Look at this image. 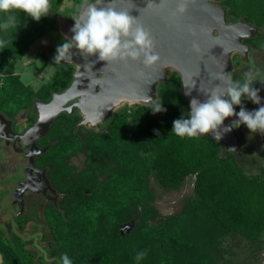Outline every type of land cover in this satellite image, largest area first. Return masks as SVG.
Returning a JSON list of instances; mask_svg holds the SVG:
<instances>
[{"label":"trees","instance_id":"trees-1","mask_svg":"<svg viewBox=\"0 0 264 264\" xmlns=\"http://www.w3.org/2000/svg\"><path fill=\"white\" fill-rule=\"evenodd\" d=\"M62 1L50 0L49 15L39 22L16 12L19 27L0 29L3 45L11 47L10 58H21L34 40L57 30L54 17ZM218 3L226 9L228 21L264 26V0ZM5 18L0 13V23ZM64 41L58 36L56 48ZM243 42L253 55L264 53V30ZM74 71L72 63L54 62L45 82L37 89L28 85L24 91L11 90L10 80H3L0 113L16 123L18 113L27 108V119L33 124L34 102H47L53 92L67 88ZM155 100L162 101L165 112L153 114L150 104L134 103L112 113L100 128L79 124L82 115L77 111H62L55 117L36 141L43 151L34 162L45 168L59 197L44 199L43 207L36 202L37 213L31 217L22 213L16 225L8 223L9 231L0 227V264H62L63 254L72 264H218L230 260V238L262 247L264 165L257 172H247L236 153L223 152V144L212 135L171 133L173 121L189 118L190 112V99L177 70L170 69L167 79L158 84ZM242 105L250 108L254 103L243 99ZM80 150L87 153L86 165L76 170L67 156ZM188 177L193 179V193L184 199L181 210L161 215L151 203L150 179L164 189H175ZM41 214L47 228L39 236L46 243L37 253L27 246H34L35 239H26L15 228H24L27 220ZM131 221L135 225L128 233L122 225ZM143 250L147 255L137 261V252Z\"/></svg>","mask_w":264,"mask_h":264},{"label":"water","instance_id":"water-1","mask_svg":"<svg viewBox=\"0 0 264 264\" xmlns=\"http://www.w3.org/2000/svg\"><path fill=\"white\" fill-rule=\"evenodd\" d=\"M219 1L195 0L193 3L190 0L187 11L180 15L176 11L179 0H166L163 5L160 0H91L89 3H95L97 8L112 7L138 18L150 32L155 43L154 54L160 56V61L150 69L143 66L142 60L107 64L98 60V54L86 58L73 48L72 60L65 61L75 65L71 84L61 92H53L47 102H34L37 119L23 133L13 131L10 121L0 113V138L20 142L21 147L28 149L27 178L33 179V172L39 176L43 173L45 187L42 192L45 194V189L51 188L45 169L37 167L34 162L43 151L36 141L62 111H77L82 115L79 124L90 123L91 128H100L120 101L149 104L145 102V96L155 100L157 86L167 79L170 69L180 73L183 92L190 100L196 98L204 102L207 99L204 92L220 83L210 80V73L228 72L233 65L232 52L237 51L244 60L250 61V46L243 40L255 34L257 27L243 20L228 21L226 9ZM149 2L153 3L152 7H147ZM82 11L80 9L77 16ZM55 24L64 39L70 40L74 35L71 29L75 21L72 18L57 15ZM194 41L199 43V53L192 50ZM262 105L263 99L261 105L255 104L246 110H258ZM234 109L236 112L240 110L235 105ZM236 119L235 116L226 118L218 133L210 134L221 143H228L234 153L239 151V142L230 140L231 130L226 131V128H230L229 124ZM37 183L41 185L39 181ZM37 185L30 187L31 191H40Z\"/></svg>","mask_w":264,"mask_h":264},{"label":"rangeland","instance_id":"rangeland-1","mask_svg":"<svg viewBox=\"0 0 264 264\" xmlns=\"http://www.w3.org/2000/svg\"><path fill=\"white\" fill-rule=\"evenodd\" d=\"M90 1L91 0H88V2ZM83 2L84 0L80 2L75 0H63L61 9L55 16L63 15L73 19L77 16L78 11L82 9L81 5ZM257 30L263 31L264 26L258 27ZM58 36L64 38L56 29L47 32L40 38L34 40L30 44L28 52L21 58H10L8 53L11 47L8 45H1L0 85L3 80L7 79L10 80L11 90L24 91V88L28 85L33 89H37L54 71L53 61L56 55V42ZM231 55L235 56V59L238 60V62L235 63L233 59V65L228 71L234 81H243L247 66H249L248 71L252 70L254 66L256 69H259L261 76H264V53L253 55L252 52H250L248 55L250 61L244 60L237 51L232 52ZM237 71L240 74L239 78H235L234 76ZM241 72H243L242 75ZM257 79H259V77ZM253 87L260 89L259 94L264 96V84L256 82ZM133 104L134 103L125 100L120 101L115 105L113 111H117L124 107H131ZM27 112L28 109L23 108L16 116L15 126L19 131H24L30 126L27 119L28 116L26 115ZM231 124L232 122L229 124L230 127ZM84 126L86 128H91L90 123ZM231 134L232 137L230 140L232 142H239V151L236 152V155L244 169L250 173L259 171L260 166L264 165V135L260 133L251 134L244 125H241L239 128H231ZM19 143L20 142L16 143L13 140L0 138V227H3L6 231H9V224H17V219L23 216L22 212H24L27 217H31L32 213L35 214L38 211L35 203L38 202V207H43L45 203L44 199L37 200L39 197L35 195L34 191H31L25 170L29 161L27 156H25L28 150L27 148L24 149V147H21ZM222 144L223 152H229L231 150L228 143L222 142ZM86 156L87 153L84 150H80L75 154L70 153L69 156H67V160L75 166L76 170H80L86 165ZM96 158L98 157L96 156ZM149 185L153 191L151 203L161 215L180 211L184 199L193 193V179L191 177H188L181 187L175 189H164L158 185L154 179H150ZM15 193L28 198L29 203L25 208L26 210L22 211H20L19 206H14V209L19 210L16 213L17 215L14 213L12 215L9 205L16 200ZM42 214L38 216V218L27 220L24 228H15L18 233H23L26 239H35L34 246L32 244H27V246L34 248L37 253H40L41 246L46 243L39 236L40 232L47 228V223L41 217ZM33 224H38V227H33ZM134 225L135 221H131V224H123L122 228H126V232L129 233L134 228ZM229 244L230 249L228 250V254L230 255V260H221L218 264H258L264 260V243L261 248H258L246 239L235 237L230 238Z\"/></svg>","mask_w":264,"mask_h":264},{"label":"clouds","instance_id":"clouds-1","mask_svg":"<svg viewBox=\"0 0 264 264\" xmlns=\"http://www.w3.org/2000/svg\"><path fill=\"white\" fill-rule=\"evenodd\" d=\"M165 2L166 0H160V5ZM189 2L190 0H179L177 13L183 15ZM191 2L194 3L195 0ZM152 6V2L147 5ZM50 7V0H0V13L6 14V18L0 23V29L7 31L19 27L16 12H23L39 22L42 17L49 15ZM81 7L82 13L73 18L75 24L71 31L74 35L57 47L55 63L71 61L73 48L86 58L98 54V60L107 64L142 60L143 66L150 69L160 61V56L154 54L155 43L150 32L138 18L112 7L97 8L95 3H89L88 0H84ZM4 43L5 41L0 40V45ZM192 50L199 53V43L194 41ZM209 78L220 83L204 92L207 96L204 102L196 98L190 100L189 118L174 120L171 133L180 137L217 134L226 118L235 116L237 119L226 131L244 125L251 134L264 135V105L254 111H248L242 105L243 99L261 105L260 89L253 87L256 82L264 84V76H261L259 69L253 66L252 70L244 73L243 81H234L231 74L225 71L210 73ZM145 102L150 104L153 114L166 111L162 101L156 102L145 96ZM234 105L240 107L239 112L235 111ZM146 255V250L137 252L135 259L140 261ZM61 259L62 264H72L67 254H63Z\"/></svg>","mask_w":264,"mask_h":264},{"label":"flooded vegetation","instance_id":"flooded-vegetation-1","mask_svg":"<svg viewBox=\"0 0 264 264\" xmlns=\"http://www.w3.org/2000/svg\"><path fill=\"white\" fill-rule=\"evenodd\" d=\"M260 96H261V94H259ZM261 98L264 100V96L262 95L261 96ZM255 105V104H254ZM245 108H249V107H245ZM251 108V107H250ZM6 119V118H5ZM6 120H8V119H6ZM10 121V123H11V128L15 131V132H20V133H23L24 131H19V130H17L16 129V126H15V122H13L12 120H9ZM30 124V123H29ZM28 150V149H27ZM26 156V155H25ZM24 156V157H25ZM27 159H28V157H27ZM29 160V159H28ZM29 162V161H28ZM38 166V165H37ZM39 168H41L40 166H38ZM45 169V168H44ZM45 174V173H44ZM33 179L31 178L30 180H29V178H27V181H28V184L30 185V187H33V185L35 186V185H37L38 183H37V181H39L40 182V184L41 185H37L38 186V188H39V190L40 191H38V192H35V195L36 196H42L43 197V199H45V200H56L58 197H59V194L56 192V190L53 188V186H52V184H51V182H50V185H51V188H47V189H45L46 191H45V194L42 192V189L45 187V185H43L42 184V179L44 178V175H43V173L42 174H40V176H39V174H36V172H33ZM46 176V175H45ZM41 186V187H40ZM34 188V187H33ZM15 198H16V200L13 202V203H10V205H9V207H10V210H11V213H12V215H13V213L14 214H16L17 212H18V210L20 209V211H22V210H26L25 208L27 207V205H28V203H29V199L28 198H26L25 196H23V195H20V194H17V193H15ZM14 206L15 207H18L19 206V209H14ZM22 213H24V212H22ZM17 215V214H16Z\"/></svg>","mask_w":264,"mask_h":264}]
</instances>
